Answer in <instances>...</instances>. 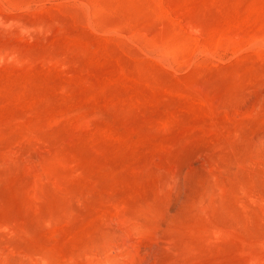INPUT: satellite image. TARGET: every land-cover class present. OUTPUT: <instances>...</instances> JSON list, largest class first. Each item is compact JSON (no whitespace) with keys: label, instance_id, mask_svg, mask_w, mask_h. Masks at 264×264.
<instances>
[{"label":"rangeland","instance_id":"rangeland-1","mask_svg":"<svg viewBox=\"0 0 264 264\" xmlns=\"http://www.w3.org/2000/svg\"><path fill=\"white\" fill-rule=\"evenodd\" d=\"M0 264H264V0H0Z\"/></svg>","mask_w":264,"mask_h":264}]
</instances>
